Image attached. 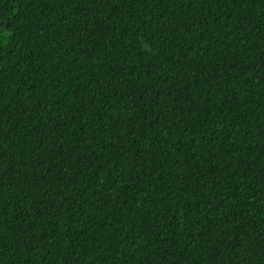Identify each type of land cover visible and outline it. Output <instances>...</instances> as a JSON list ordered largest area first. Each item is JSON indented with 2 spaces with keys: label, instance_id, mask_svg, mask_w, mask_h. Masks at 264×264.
I'll return each instance as SVG.
<instances>
[{
  "label": "trees",
  "instance_id": "obj_1",
  "mask_svg": "<svg viewBox=\"0 0 264 264\" xmlns=\"http://www.w3.org/2000/svg\"><path fill=\"white\" fill-rule=\"evenodd\" d=\"M0 264H264V0H0Z\"/></svg>",
  "mask_w": 264,
  "mask_h": 264
}]
</instances>
